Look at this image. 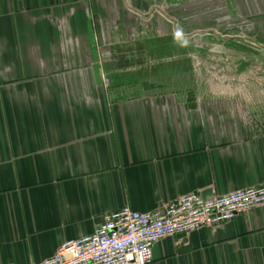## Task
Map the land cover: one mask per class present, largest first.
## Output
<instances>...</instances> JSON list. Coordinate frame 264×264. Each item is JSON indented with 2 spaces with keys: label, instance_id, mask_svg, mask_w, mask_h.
Listing matches in <instances>:
<instances>
[{
  "label": "crops",
  "instance_id": "1",
  "mask_svg": "<svg viewBox=\"0 0 264 264\" xmlns=\"http://www.w3.org/2000/svg\"><path fill=\"white\" fill-rule=\"evenodd\" d=\"M220 1L264 50V0ZM169 25V0H0V264L40 262L125 205L264 187V120L236 96L259 89L169 85V54L147 48ZM148 264H264V206L163 238Z\"/></svg>",
  "mask_w": 264,
  "mask_h": 264
},
{
  "label": "rangeland",
  "instance_id": "2",
  "mask_svg": "<svg viewBox=\"0 0 264 264\" xmlns=\"http://www.w3.org/2000/svg\"><path fill=\"white\" fill-rule=\"evenodd\" d=\"M213 3V0H169L168 45L153 39L156 41L147 48L151 55L169 54V85L259 89L253 91L256 94L248 91L236 96L245 103L251 119L264 120V92L261 91L264 89V50L251 46L242 35L245 32L239 33L223 24L226 15L222 12V2L215 6ZM142 18V23L148 22ZM134 45L125 47L126 52L138 48ZM184 55L190 59L181 60Z\"/></svg>",
  "mask_w": 264,
  "mask_h": 264
},
{
  "label": "built area",
  "instance_id": "3",
  "mask_svg": "<svg viewBox=\"0 0 264 264\" xmlns=\"http://www.w3.org/2000/svg\"><path fill=\"white\" fill-rule=\"evenodd\" d=\"M259 206H264L262 186L210 199L190 192L147 212L125 205L107 213L91 234L68 241L52 256L29 264H148L153 246L161 239L230 222L238 213Z\"/></svg>",
  "mask_w": 264,
  "mask_h": 264
}]
</instances>
